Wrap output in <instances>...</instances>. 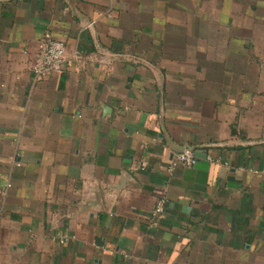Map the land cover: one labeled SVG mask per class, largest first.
<instances>
[{
  "label": "crops",
  "instance_id": "obj_1",
  "mask_svg": "<svg viewBox=\"0 0 264 264\" xmlns=\"http://www.w3.org/2000/svg\"><path fill=\"white\" fill-rule=\"evenodd\" d=\"M0 264H264V0H0Z\"/></svg>",
  "mask_w": 264,
  "mask_h": 264
},
{
  "label": "built area",
  "instance_id": "obj_2",
  "mask_svg": "<svg viewBox=\"0 0 264 264\" xmlns=\"http://www.w3.org/2000/svg\"><path fill=\"white\" fill-rule=\"evenodd\" d=\"M93 23H88L91 26ZM36 53L33 55L29 69L32 73L34 81H41L48 78L53 73L61 72L67 63V47L66 44L59 39L54 38L49 31L43 33L42 38L37 43ZM71 59L81 61V55L74 50L70 53ZM196 162L193 151L189 148L175 152L169 160L167 171L172 173L177 167H190ZM20 165L18 162L15 163ZM146 163L141 161L139 166L145 167ZM166 210V199L160 198L152 207L149 215L148 226L156 228L163 219ZM68 239L66 235L60 237V242Z\"/></svg>",
  "mask_w": 264,
  "mask_h": 264
}]
</instances>
